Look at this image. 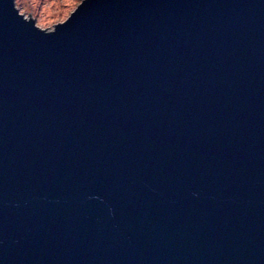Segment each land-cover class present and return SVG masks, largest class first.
Masks as SVG:
<instances>
[{
	"label": "water",
	"instance_id": "obj_1",
	"mask_svg": "<svg viewBox=\"0 0 264 264\" xmlns=\"http://www.w3.org/2000/svg\"><path fill=\"white\" fill-rule=\"evenodd\" d=\"M0 0V264H264V0Z\"/></svg>",
	"mask_w": 264,
	"mask_h": 264
},
{
	"label": "rangeland",
	"instance_id": "obj_2",
	"mask_svg": "<svg viewBox=\"0 0 264 264\" xmlns=\"http://www.w3.org/2000/svg\"><path fill=\"white\" fill-rule=\"evenodd\" d=\"M81 0H14L19 13L34 19L38 28L52 30L53 24L62 23Z\"/></svg>",
	"mask_w": 264,
	"mask_h": 264
}]
</instances>
